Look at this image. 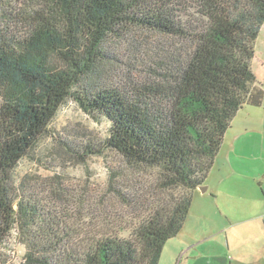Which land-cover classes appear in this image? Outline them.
<instances>
[{
    "label": "trees",
    "instance_id": "obj_1",
    "mask_svg": "<svg viewBox=\"0 0 264 264\" xmlns=\"http://www.w3.org/2000/svg\"><path fill=\"white\" fill-rule=\"evenodd\" d=\"M23 19L22 37L0 33V261L9 263L16 233L18 264H159L233 118L264 102L253 68L264 0H28ZM124 37L133 46L155 38L154 56L134 59L140 69L123 85L93 86L108 46ZM70 99L105 116L104 147L155 170L167 193L128 237L81 217L73 229L70 216L13 187L14 170ZM102 152L88 145L81 157Z\"/></svg>",
    "mask_w": 264,
    "mask_h": 264
},
{
    "label": "rangeland",
    "instance_id": "obj_2",
    "mask_svg": "<svg viewBox=\"0 0 264 264\" xmlns=\"http://www.w3.org/2000/svg\"><path fill=\"white\" fill-rule=\"evenodd\" d=\"M27 3L0 0V33H26ZM128 40L115 39L108 46L93 86L123 85L140 69L134 59L145 63L154 56L155 38L136 40L134 46ZM262 65L264 25L255 42L253 68L258 71ZM109 128L105 116L88 114L68 100L14 170V189L22 185V196L34 198L46 213L70 216L73 229L81 217L89 223L85 227L110 223L128 237L167 193L160 191L155 170L134 168L120 153L104 147ZM88 145L103 152L83 160ZM202 186L207 192L200 187L192 191L187 221L166 242L159 264H264V102L237 112ZM15 234L8 264H18L24 252Z\"/></svg>",
    "mask_w": 264,
    "mask_h": 264
},
{
    "label": "crops",
    "instance_id": "obj_3",
    "mask_svg": "<svg viewBox=\"0 0 264 264\" xmlns=\"http://www.w3.org/2000/svg\"><path fill=\"white\" fill-rule=\"evenodd\" d=\"M254 71L257 75L258 80L264 84V65H262L261 69H259L258 71Z\"/></svg>",
    "mask_w": 264,
    "mask_h": 264
},
{
    "label": "water",
    "instance_id": "obj_4",
    "mask_svg": "<svg viewBox=\"0 0 264 264\" xmlns=\"http://www.w3.org/2000/svg\"><path fill=\"white\" fill-rule=\"evenodd\" d=\"M200 189H201V191L203 192V193H205V192H207V190H208V187L207 186H200Z\"/></svg>",
    "mask_w": 264,
    "mask_h": 264
}]
</instances>
